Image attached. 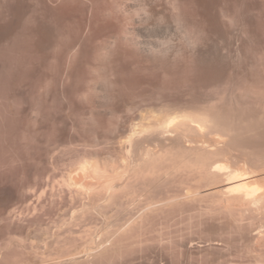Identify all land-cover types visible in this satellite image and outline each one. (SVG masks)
<instances>
[{
	"label": "rangeland",
	"instance_id": "rangeland-1",
	"mask_svg": "<svg viewBox=\"0 0 264 264\" xmlns=\"http://www.w3.org/2000/svg\"><path fill=\"white\" fill-rule=\"evenodd\" d=\"M0 21V264H264V195L257 205L227 199L224 179L202 182L192 163L165 153L176 172L160 159L159 177L135 183V201L108 204L96 190L145 147L191 146L193 134L177 142L140 129L185 111L209 119L206 139L223 150L214 161L259 175L264 192V0H0ZM132 135L141 142L131 148ZM87 159L112 176L83 170ZM71 178L95 182L99 195ZM192 187L208 188L187 196ZM109 225L119 232L108 251L87 258L85 244L109 238Z\"/></svg>",
	"mask_w": 264,
	"mask_h": 264
},
{
	"label": "bare ground",
	"instance_id": "bare-ground-1",
	"mask_svg": "<svg viewBox=\"0 0 264 264\" xmlns=\"http://www.w3.org/2000/svg\"><path fill=\"white\" fill-rule=\"evenodd\" d=\"M3 18V17H2ZM1 22V21H0ZM8 22V21H7ZM6 25V24H5ZM1 29V28H0ZM7 29V28H6ZM2 31V30H1ZM6 31V30H5ZM151 111V110H150ZM154 113H160V112H154ZM195 115L197 114V113H194ZM194 114H190V112L189 113H187V112H174L173 114H171V115H169V114H167L168 115V117H166V119H163V120H161V119H158V118H156V119H152V120H155L154 122H152L151 123V121H148V122H150L148 125H146L145 127H139L140 129H142L143 130V128H144V130H143V132H144V134H147V135H149V136H152V135H155V136H158L160 139H162L161 137H160V135L161 136H163L164 135V137H165V134H163L164 132L165 133H167V134H170L169 136L171 137L173 134V136H179V141H177V142H180V139L181 138H183V139H187V138H190L192 135L191 134H193V136L191 137L192 139L191 140H193L194 141V139H195V141L193 142V141H191L190 139L188 140L187 139V141H190V142H193V143H191L192 145L190 146L189 144H188V142H187V144H185V143H182V145L184 144L185 146V148L186 149H184V151H183V146L181 147L182 148V150H181V148L179 149V148H176V146L177 145H179V144H176V146H174V143H173V141H171L172 143H173V146H172V144H169V142H167V144H165V145H171V146H169V148H167L166 147V149H165V145L163 146H161L160 144H161V140H160V144H158V145H160L161 147H164V155H163V153L161 154V151L160 152H156V150L154 151V150H152V149H150L148 146V148H146L145 147V149L146 150H144V151H142L141 152V154H138V155H136L137 157H139V155H140V157L139 158H135L134 156H130L129 158H128V156H127V160L125 161L124 160V164H123V162L122 163H120L121 165H119L118 167H114L112 170H113V173L115 172V170L117 171V172H115V174H113V176L114 175H116L115 177H111V179H108V178H106L110 173H105L104 175L101 173V172H99V168L101 167L99 164H96V166H95V163L93 164V162L95 161L94 159V161L91 163L90 162V160L89 159H87V160H85V162L83 163V166H82V168H83V170H85V171H92V170H95L94 172H96V169H97V171L99 172V175H103V176H105V178L106 179H108V180H106L105 182H101L100 183V187H99V183L97 184L98 185V187L99 188H102V190H98V187L97 186H95L94 184H95V182L94 183H85L84 181H82L81 179V181L80 180H78V179H76V178H71V179H73V180H71L72 181V183H74L75 185H79V187H81V188H83L84 189V191L86 192V193H88V195L90 196V194L92 195V194H94L95 193V191L97 190V191H101V192H103L102 194H104V196H106L105 197V199L107 200V199H111L112 200V198L113 199H116L115 197L117 196V198H121V197H119V196H122V198H125L126 199V194H130V197L132 198V200L135 198H137V197H139V195H142V194H144V193H140V194H137L138 192H136V190L134 189L135 187L134 186H136V185H138V184H135V183H137V181H138V183H140L139 181H141V180H143L142 178H149L150 176H157L158 174H160V173H158L159 171L156 169V166H160V162L158 163V161L161 159V162H162V160L164 159V157H166L165 156V153H166V155H168V156H170L171 158H174V157H177V161H179V164H184L185 162L186 163H188V165H186L187 167H189V169H191L190 167H191V165L189 166V163L191 164L192 163V165H194L195 166V169H197V171H198V168L201 170L200 171V173H202L203 175H202V177H203V179H201V181L202 180H204L205 179V181H210V180H217V179H224V181H225V183H224V185H222L221 186V184H223V183H221L220 184V188L217 190V191H219L220 193H222V194H220L219 192L217 193V195L218 194H220V195H228V198H231V196L233 197H243V199H244V197H247V198H249L251 201H253V202H256V205H257V202H258V200H260L261 199V197L264 195L261 191L260 192H258L259 191V189L261 190V188L258 186L257 187V184H256V181H257V179L260 177L259 175H254V174H252V175H249V174H247V173H245V170L243 169V168H238V169H235L233 166H230L229 164H227V165H225V164H221V163H218V160L216 161H214V159H213V155L214 154H217V153H219V151H222V154H223V150H219L218 148V143L219 142H217L215 145L217 146V150H216V147L215 148H212L211 147V143L209 142V140H207L206 138H209V136L207 137L206 136V133H208V132H210V131H206L205 130V125H207V124H205V123H207L206 121H205V119L207 120V118H205L204 120L202 119L203 118V115H202V117H201V119L199 118L200 116L198 115V117H196ZM154 115V114H153ZM194 115V116H193ZM150 116V115H149ZM148 116V117H149ZM147 117V116H146ZM145 117V119H147ZM160 117H162V116H160ZM159 117V118H160ZM163 117H165V116H163ZM151 118V117H150ZM144 119V118H143ZM209 120V119H208ZM207 120V121H208ZM205 121V122H204ZM141 122V121H140ZM146 121H144V123H145ZM141 125V124H140ZM144 125V124H143ZM137 126V125H136ZM138 128V127H137ZM138 128V129H139ZM137 130V129H136ZM188 130L190 131V132H188ZM135 131V130H134ZM192 131V132H191ZM138 132H140V134H141V131H138ZM138 132H133V133H135V134H138ZM143 132H142V135H140V134H138V135H140V136H143L144 134H143ZM169 132V133H168ZM157 134V135H156ZM163 134V135H162ZM166 134V135H167ZM190 134V135H189ZM212 134V133H211ZM131 135V134H130ZM129 135V136H130ZM134 135V134H133ZM133 135L131 136V138H130V140H128V141H130V147L132 148L134 145H135V143H136V141H138V140H136L137 138H139L140 136H137V138H135V137H133ZM135 136V135H134ZM190 136V137H189ZM216 136V135H215ZM153 137V136H152ZM128 138V139H129ZM171 138H173V137H171ZM223 138V137H222ZM164 139V138H163ZM165 139L167 140H171L170 138H167V136L165 137ZM175 139H177V137L176 138H173V140H175ZM210 139V138H209ZM211 139H212V136H211ZM159 140H157V141H159ZM166 140H165V142H166ZM182 140V139H181ZM140 141V140H139ZM138 141V142H139ZM137 142V143H138ZM141 142V141H140ZM176 142V143H177ZM189 142V143H190ZM212 142V141H211ZM137 143H136V145H137ZM159 143V142H158ZM195 143V144H194ZM210 143V144H209ZM164 144V143H163ZM194 144V145H193ZM223 144V143H222ZM128 145V144H127ZM135 145V146H136ZM143 145V144H142ZM141 145V146H142ZM180 145H181V143H180ZM145 146V145H144ZM187 146V147H186ZM139 147V146H138ZM143 147V146H142ZM180 147V146H179ZM223 147V146H222ZM128 148V147H127ZM129 149V148H128ZM138 149V148H137ZM136 149V150H137ZM220 149H222V148H220ZM162 150H163V148H162ZM233 150V149H232ZM125 151V150H124ZM132 152H133V149H132ZM125 153V152H124ZM130 153V152H129ZM138 153H140V152H138ZM228 153H230V152H228ZM133 155V153H130V154H128V155ZM123 155H125V154H123ZM162 155V156H161ZM210 155H212V159H211V157H210ZM167 156V157H168ZM174 156V157H173ZM215 157H217V155H214ZM125 157L126 156H124V159H125ZM161 157H163V158H161ZM170 157H168L167 159H164L165 160V162L168 160V162H170L171 160V158ZM225 157V156H224ZM113 158V157H112ZM218 158V157H217ZM216 158V159H217ZM222 158V157H221ZM233 158V157H232ZM90 159H92V158H90ZM176 159V158H175ZM174 159V160H175ZM209 159H211V160H209ZM223 159V158H222ZM240 159V158H239ZM97 160V162L98 163H100L99 161H98V159H96ZM116 160H118L117 158H116ZM116 160H114V161H116ZM164 160H163V162H164ZM254 160V159H253ZM119 161V160H118ZM118 161H117V164H118ZM172 161H173V159H172ZM171 161V162H172ZM177 161L175 160L174 161V163H177ZM231 161V160H230ZM261 161V160H260ZM96 162V161H95ZM106 162V161H105ZM162 162V163H163ZM165 162L163 163V166L165 165ZM221 162V161H220ZM223 162V161H222ZM263 162V161H262ZM174 163L172 162V163H169V164H171V166L173 167V165H174ZM185 163V164H186ZM82 164V163H81ZM117 164H115L114 163V165H116L117 166ZM157 164V165H156ZM169 164H167V166H169ZM178 164V165H179ZM247 164V163H246ZM258 164V163H257ZM261 164V163H260ZM99 165V166H98ZM109 165V164H108ZM162 165V164H161ZM177 164H175L174 165V168H175V166L177 167L178 166ZM248 165V164H247ZM81 166V165H80ZM107 166V165H106ZM185 165H183V167H184ZM185 166V167H186ZM198 166V168H196ZM171 167V168H172ZM181 167H182V165H181ZM256 167H258V166H256ZM110 168V167H109ZM117 168H118V170H117ZM163 168H165V166L163 167ZM167 168V167H166ZM179 168H180V166H179ZM234 168V169H233ZM262 168V167H261ZM161 169V168H160ZM169 169V168H168ZM178 169V168H177ZM184 169V168H183ZM195 169H194V171H195ZM101 170H103V169H101L100 168V171ZM157 170V171H156ZM165 170H167V169H165ZM173 170V169H172ZM253 170V169H252ZM109 171H111L110 169H109ZM108 171V172H109ZM168 171V170H167ZM175 172H176V168H175V170H174ZM173 171V172H174ZM182 171V170H181ZM103 172V171H102ZM156 172V173H155ZM173 172H170V173H173ZM178 172V171H177ZM97 173V172H96ZM154 173V174H153ZM185 173V172H184ZM187 173H189V172H187ZM192 173V172H191ZM200 173L198 174V176L200 175ZM254 173V172H253ZM84 174V173H83ZM89 174H90V172H89ZM95 174V173H94ZM153 174V175H152ZM175 174V173H174ZM183 174V173H182ZM256 174V173H255ZM91 175H92V173H91ZM90 175V176H91ZM97 175V174H96ZM111 175V174H110ZM188 175V174H187ZM190 175V174H189ZM197 175V174H196ZM89 176V177H90ZM95 176V175H94ZM98 176V175H97ZM96 176V177H97ZM102 176V177H103ZM112 176V175H111ZM149 176V177H148ZM192 176V175H191ZM264 176V175H263ZM68 177H70V175L68 176ZM79 177V176H78ZM88 177V178H89ZM92 177V176H91ZM158 177H159V175H158ZM162 177V176H161ZM171 177V176H170ZM183 177V176H182ZM184 177H185V175H184ZM183 177V178H184ZM98 178V177H97ZM157 178V177H156ZM188 178H190L189 176H188ZM193 178H195V177H193ZM94 179H96V178H94ZM141 179V180H140ZM153 179H154V177H153ZM158 179V178H157ZM67 180V179H66ZM102 180V179H101ZM146 180H148L149 181V179H145L144 180V182L146 181ZM177 180V179H176ZM180 180V179H179ZM197 180V179H196ZM93 181V180H92ZM99 181H100V179H99ZM162 181V180H161ZM168 181V180H167ZM143 182V183H144ZM159 182V181H158ZM163 182V181H162ZM175 182V181H174ZM184 182V181H183ZM190 182V181H189ZM192 182V181H191ZM194 182V181H193ZM203 182V181H202ZM210 182H212V181H210ZM219 182V181H218ZM220 182H223V180H221ZM219 182V183H220ZM97 183V182H96ZM142 183V182H141ZM148 183V182H147ZM146 183V184H147ZM206 183H208V182H206ZM215 183H217V182H215ZM153 184V183H152ZM158 184V183H157ZM188 184V183H187ZM186 184V185H187ZM191 184V183H190ZM190 184H188L189 186H190ZM218 184V183H217ZM141 185V184H140ZM216 185V184H215ZM219 185V184H218ZM95 188H94V187ZM145 186V185H144ZM152 186V185H151ZM193 186V185H192ZM197 186V185H196ZM206 186V185H205ZM96 187H97V189H96ZM138 187V186H137ZM154 187V186H153ZM184 187H185V185H184ZM183 187V188H184ZM209 187H212V185L211 186H209ZM81 188H80V191L83 193V190H81ZM96 189V190H94V189ZM143 188V187H142ZM145 188V187H144ZM143 188V189H144ZM187 188H188V186H187ZM202 188H204V187H201L200 188V190L202 189ZM206 188H208V187H206ZM206 188H204V189H206ZM263 188V187H262ZM71 189H72V187H71ZM76 189V188H75ZM182 189V188H181ZM193 189H195V190H193ZM78 190V189H77ZM144 190H146V189H144ZM185 190H186V188H185ZM197 187L196 188H194V187H192L191 189L189 188V190H187L188 192L187 193H185V194H187V196H198V195H201V191H200ZM216 190H213L214 191V194L217 192ZM263 190V189H262ZM72 191V190H71ZM70 191V192H71ZM93 191H94V193H93ZM138 191V190H137ZM140 191V190H139ZM141 191H142V189H141ZM75 192V191H74ZM98 192V193H99ZM101 192L99 193V194H101ZM136 192V193H135ZM184 192V191H183ZM210 192V191H209ZM209 192H206V193H209ZM79 193V192H78ZM82 193H79V194H82ZM97 193V192H96ZM94 194V195H99V194ZM211 193H213L212 191H211ZM101 194V195H102ZM135 194V196H134V198H133V196L132 195H134ZM136 194H137V197H136ZM149 194V193H148ZM158 194H160V193H158ZM182 194V193H181ZM180 194V195H181ZM184 194V195H185ZM210 194V193H209ZM84 195V194H83ZM156 195V194H155ZM202 195H204V194H202ZM208 195V194H207ZM216 195V196H217ZM219 195V196H220ZM226 195L224 196V197H226ZM78 196V195H77ZM125 196V197H124ZM129 196V195H128ZM127 196V197H128ZM209 196V195H208ZM207 196V197H208ZM212 196H214V195H212ZM212 196H209L210 198L212 197ZM215 196V197H216ZM230 196V197H229ZM70 197H72V196H70ZM92 197V196H91ZM102 198H103V196H101ZM156 197V196H155ZM161 197V196H160ZM174 197V196H173ZM178 197H180V196H178ZM185 197V196H184ZM200 197V196H199ZM206 199H208L206 196H204ZM204 197L202 198H198L199 199V201H203V200H200V199H204ZM222 198H224L223 196H221ZM75 198H77V197H75ZM74 198V199H75ZM81 198V197H80ZM83 198V197H82ZM84 198H85V196H84ZM86 198H88L87 196H86ZM85 198V199H86ZM93 199H94V196L92 197ZM91 198V199H92ZM98 198H99V196H98ZM121 198V199H122ZM177 198V197H176ZM196 198V199H197ZM209 198V199H210ZM216 198H218V197H216ZM220 198V197H219ZM227 198V197H226ZM227 198V199H228ZM92 199V200H93ZM97 199V198H96ZM104 198H103V200L102 199H99V200H102V202L105 200ZM120 199V200H121ZM130 199V198H129ZM128 199V200H129ZM135 199H134V201H135ZM141 199V198H140ZM140 199H138V201L140 200ZM161 199V198H160ZM166 199V198H165ZM168 199V198H167ZM206 199H204V200H206ZM211 199H213V198H211ZM246 199V198H245ZM248 199V200H249ZM83 200V199H82ZM88 200V199H87ZM124 199H122V201H123ZM131 200V199H130ZM147 200V199H146ZM152 200H154V199H152ZM158 200V199H157ZM156 200V201H157ZM186 200V199H185ZM192 200V199H191ZM214 200V202L217 200H215V199H213ZM235 200V199H234ZM81 201V200H80ZM90 201V200H89ZM107 201H109V200H107ZM119 201V200H118ZM125 201V200H124ZM160 201H162V200H160ZM160 201H158V202H160ZM176 201V200H175ZM197 201V200H196ZM210 201V200H209ZM237 201V200H236ZM246 201V200H245ZM260 201H262V200H260ZM99 202V201H98ZM110 202H115V204H116V201L114 200H112V201H109V202H107L108 204L110 203ZM133 202V201H132ZM140 202H141V200H140ZM151 201L149 200V202L147 203V205H148V207H147V205H145L146 206V208L148 209L152 204H153V202H151ZM177 202V201H176ZM176 202H175V204H176ZM179 202V201H178ZM178 202H177V204H178ZM187 202H189V200H187ZM187 202H186V204H187ZM207 202V201H206ZM211 203H213L212 201H210ZM218 202V201H217ZM222 202V201H221ZM253 202H251V203H253ZM85 203H87V202H85ZM84 203V204H85ZM103 203H105V202H103ZM129 203V202H128ZM136 203V202H135ZM138 204H140L139 202H137ZM161 203V202H160ZM160 203H158V204H160ZM190 203V202H189ZM196 203V202H195ZM200 203H202V202H200ZM209 203V202H208ZM232 203V202H231ZM233 203H234V201H233ZM247 203V202H246ZM102 204V203H101ZM100 204V205H101ZM113 204V203H112ZM123 204V203H122ZM125 204V203H124ZM131 204V203H130ZM143 204V203H142ZM191 204V203H190ZM205 204V203H204ZM219 205L221 204V203H218ZM228 204V203H227ZM243 204V203H242ZM91 205V204H90ZM94 205L95 204H93V205H91L92 207H93V209L94 208H96V206L98 207V205H99V203H96V205H95V207H94ZM105 205V204H104ZM114 205V204H113ZM127 205V204H126ZM125 205V206H126ZM129 205V204H128ZM156 205V204H155ZM209 205V204H208ZM234 205V204H233ZM236 205V204H235ZM234 205V206H235ZM239 205V204H238ZM249 205V204H248ZM251 205V204H250ZM81 206V205H80ZM84 206V205H83ZM85 206H87V205H85ZM84 206V207H85ZM101 206H103V205H101ZM107 207H108V205H106ZM131 206V205H130ZM138 206V205H137ZM159 206V205H158ZM165 206V205H164ZM214 206V205H213ZM217 206V205H216ZM222 206V205H221ZM221 206H218L217 208V210H219V207L221 208ZM231 206V205H230ZM229 206V207H230ZM240 206H241V204H240ZM244 206H246V205H244ZM259 206H261V205H259ZM121 207V206H120ZM151 207H153V206H151ZM205 207V206H204ZM227 207H228V205H227ZM233 207V206H232ZM238 207V206H237ZM263 207V206H262ZM78 208V207H77ZM88 208V210H89V207H87ZM91 208V207H90ZM98 208H101L100 206L98 207ZM98 208H97V210H98ZM103 208V207H102ZM101 208V209H102ZM104 208H105V206H104ZM111 208V207H110ZM109 208V209H110ZM117 208H119V207H117ZM124 208H126V207H124ZM139 208V207H138ZM207 208H209V207H207ZM244 208V207H243ZM255 208V207H254ZM258 208H261V207H258ZM264 208V207H263ZM262 208V209H263ZM86 209V208H85ZM108 209V210H109ZM121 209H122V207H121ZM211 209V208H210ZM248 209V208H247ZM246 209V210H247ZM81 210V209H80ZM80 210L78 211L79 213H80ZM87 210V209H86ZM86 210H85V213H86ZM87 210V211H88ZM95 210V209H94ZM117 210V209H116ZM136 210H137V208H136ZM142 210V209H141ZM144 210V209H143ZM207 210V209H206ZM230 210V209H229ZM233 210V209H232ZM232 210H230V212H232ZM238 210V209H237ZM244 210V209H243ZM246 210H244V211H246ZM250 210H251V208H250ZM253 210V209H252ZM82 211V210H81ZM98 211H100V210H98ZM118 211V210H117ZM116 211V212H117ZM129 211V210H128ZM138 211V210H137ZM152 211V210H151ZM160 211V210H159ZM220 211V210H219ZM223 211V210H222ZM225 211V210H224ZM228 210L226 209V212H227ZM235 211V210H234ZM262 211V210H261ZM76 212V211H75ZM74 212V214H73V217L72 218H76L77 219V217L75 216V215H77L78 213H75ZM101 212H104V211H101ZM108 212V211H107ZM120 212H122V211H120ZM134 212V211H133ZM136 212V211H135ZM139 212V211H138ZM156 212V211H155ZM158 212V211H157ZM221 212V211H220ZM225 212V213H226ZM81 213H84L83 211L81 212ZM80 213V214H81ZM83 214V215H85V216H87L86 214ZM150 213V212H149ZM152 213H154V212H152ZM237 213V212H236ZM239 214H240V211L238 212ZM250 213H254V211H252V212H250ZM249 213V214H250ZM256 213V212H255ZM142 214V213H141ZM148 214V213H147ZM228 214V213H227ZM230 214V213H229ZM257 214V213H256ZM255 214V215H256ZM79 215V214H78ZM77 215V216H78ZM82 215V216H83ZM104 215V214H103ZM105 215H106V213H105ZM129 214L127 213V216H128ZM144 215V214H143ZM245 215V214H244ZM247 215V214H246ZM263 215V214H262ZM261 215V216H262ZM75 216V217H74ZM239 216V215H238ZM99 217V216H98ZM104 217V216H103ZM132 217V213H131V216L129 217V218H131ZM237 217V216H236ZM247 217H248V215H247ZM255 217V216H254ZM257 217H260L259 215L257 216ZM78 218H81V217H79L78 216ZM127 218V217H126ZM134 218V217H133ZM132 218V219H133ZM241 218H242V216H241ZM83 219V218H82ZM128 219V218H127ZM140 219V218H139ZM142 219V218H141ZM144 219V218H143ZM146 219V218H145ZM246 219V218H245ZM250 219V218H249ZM67 220V219H66ZM66 220H64V222L66 221ZM125 219H123V221H124ZM239 220V219H238ZM237 220V221H238ZM247 220V219H246ZM253 220V219H252ZM255 220V219H254ZM258 220V219H257ZM261 222L263 221V220H261V219H259ZM68 221V220H67ZM75 221H77V220H75ZM74 221V222H75ZM79 221H81V220H78L77 222L79 223ZM85 221V220H84ZM144 221V220H143ZM243 221H244V218H243ZM82 222V221H81ZM118 222V221H117ZM133 222V221H132ZM134 222H135V220H134ZM264 222V221H263ZM71 223V222H70ZM87 223V222H86ZM91 223H93V222H91ZM142 223V222H141ZM256 223V222H255ZM62 224H63V222H62ZM65 224V223H64ZM74 224V223H73ZM95 224V223H94ZM125 224V223H124ZM124 224H122V226L124 225ZM133 223H131V225H132ZM143 224H146V223H143ZM241 224V223H240ZM75 225H76V223H75ZM138 225V224H137ZM141 225V224H140ZM242 225V224H241ZM248 225H249V222H248ZM261 225V224H260ZM70 226V225H69ZM69 226H68V228H69ZM107 226V225H106ZM105 226V227H106ZM110 226V225H109ZM116 226V225H115ZM250 226V225H249ZM73 227V226H72ZM76 227V226H75ZM108 227V226H107ZM110 227H112V226H110ZM114 227V226H113ZM112 227V228H113ZM135 227H136V224H135ZM139 228H140V226H138ZM138 227H137V229H138ZM144 227V226H143ZM260 227V226H259ZM59 228V227H58ZM66 228V227H65ZM88 228V227H87ZM112 228H110V229H112ZM126 228V227H125ZM129 228V227H128ZM142 228V227H141ZM145 228V227H144ZM72 229V228H71ZM70 229V230H71ZM74 229V228H73ZM72 229V230H73ZM84 229H86V227H84ZM114 229V228H113ZM112 229V230H113ZM115 229H117V227L115 228ZM114 229V230H115ZM263 229H264V227H263ZM56 230V229H55ZM58 230V229H57ZM62 230V229H61ZM60 230V231H61ZM103 230V229H102ZM106 231H107V228L105 229ZM109 230V229H108ZM113 230V233L110 231V234L108 233V235H110V237L108 238V236H107V233H106V231L104 232L105 233V235L103 234V236H107L106 237V239H104V238H98L97 237V239H92L91 238V240L90 241H88L86 244H85V246H84V249H83V252L85 251V253H87V255L88 256H86L87 258L89 257V255L90 254H95L96 253V255H98L100 252H102L101 254H99V257H101L100 255H102L103 253H104V251H102V250H107V248H108V245H109V243L111 242L112 243V241H111V238H113L114 237V235L117 233V232H119L118 231V229L117 230H115L114 231ZM133 230H135V229H133ZM139 230H141V229H138V231ZM143 230V229H142ZM63 231V230H62ZM73 231H75V230H73ZM101 231V230H100ZM259 231V230H258ZM58 233H59V231H57ZM66 232V231H65ZM64 232V233H65ZM69 232V231H68ZM71 232V231H70ZM103 232V231H102ZM101 232V233H102ZM108 232V231H107ZM123 232V231H122ZM132 232V231H131ZM130 232V233H131ZM263 232V231H262ZM53 233V232H52ZM55 233V232H54ZM76 233V232H75ZM97 233V232H96ZM121 233V232H120ZM126 233H127V231H126ZM129 233V234H130ZM134 233V232H133ZM260 233V232H259ZM56 234V233H55ZM80 234V233H79ZM113 234V235H112ZM119 234V233H118ZM124 234V233H123ZM60 235V234H59ZM64 235H66V234H64ZM63 235V236H64ZM76 235V234H75ZM90 235V234H89ZM91 235H93V233H91ZM101 235V234H100ZM111 235H112V237H111ZM62 236V237H63ZM71 236H73V235H71ZM102 236V237H103ZM116 236V235H115ZM261 236H262V234H261ZM54 237H55V235H54ZM57 237H59V236H57ZM69 237V236H68ZM87 237H89V236H87ZM123 237V236H122ZM125 237V236H124ZM72 238V237H71ZM86 238V237H85ZM108 238V239H107ZM115 238V237H114ZM87 239V238H86ZM257 239V238H256ZM264 239V238H263ZM60 240V239H59ZM68 240V239H67ZM73 240H74V238H73ZM112 240H114V239H112ZM120 240H122V239H120ZM58 241V240H57ZM71 241H72V239H71ZM85 241H87V240H85ZM115 241V240H114ZM113 241V242H114ZM55 242H56V240H55ZM57 243V242H56ZM66 243V242H65ZM116 243V242H115ZM84 244V243H83ZM261 244V243H260ZM55 245H57V244H55ZM59 245H60V243H59ZM58 245V246H59ZM66 245V244H65ZM112 245H114V244H112ZM111 245V246H112ZM259 245V244H258ZM263 245V244H262ZM62 246V245H61ZM60 246V247H61ZM260 246V245H259ZM114 247V246H113ZM257 247V246H256ZM77 249H79L78 247H76ZM83 247H81V249H82ZM111 248V247H110ZM62 249V248H61ZM66 249V248H65ZM72 249V248H71ZM113 249V248H112ZM257 249H259V248H257ZM256 249V250H257ZM67 250V249H66ZM65 250V251H66ZM113 250H115V247H114V249ZM252 250V249H251ZM260 250V249H259ZM77 251V252H76ZM75 252H73V253H71V259H77L78 257L80 258V256H78L80 253H83L82 251L81 252H78V250H76ZM108 251V250H107ZM110 251V250H109ZM61 252H63V250L61 251ZM67 252V251H66ZM106 252V251H105ZM68 253V252H67ZM79 253V254H78ZM112 254L113 255V253H112V251L111 252H109V254ZM117 253V252H116ZM60 254H62V253H60ZM84 254V253H83ZM106 254H107V252H106ZM96 255H94V256H96ZM115 255V254H114ZM62 256H63V254H62ZM78 256V257H77ZM81 256H85V255H81ZM90 256H92V255H90ZM94 256H92V257H94ZM106 256V255H105ZM109 256V255H108ZM86 258V259H87ZM89 258H91V257H89ZM96 258V257H95ZM103 258H106V257H103ZM108 258V257H107ZM106 258V259H107ZM83 259V258H82ZM79 260V259H78ZM88 260H90V259H88ZM82 261V260H81ZM100 261V260H99ZM96 262V261H95ZM94 262V263H95ZM73 263V262H72ZM80 263V262H79ZM86 263V262H85ZM90 263H92V262H90ZM93 263V264H94ZM74 264V263H73ZM77 264V263H76ZM95 264H97V263H95Z\"/></svg>",
	"mask_w": 264,
	"mask_h": 264
}]
</instances>
